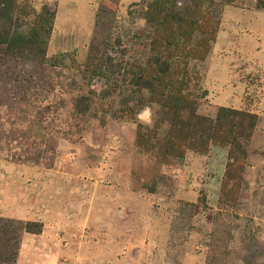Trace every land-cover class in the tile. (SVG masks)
I'll list each match as a JSON object with an SVG mask.
<instances>
[{"label":"rangeland","instance_id":"rangeland-1","mask_svg":"<svg viewBox=\"0 0 264 264\" xmlns=\"http://www.w3.org/2000/svg\"><path fill=\"white\" fill-rule=\"evenodd\" d=\"M0 264H264V0H0Z\"/></svg>","mask_w":264,"mask_h":264},{"label":"clouds","instance_id":"clouds-1","mask_svg":"<svg viewBox=\"0 0 264 264\" xmlns=\"http://www.w3.org/2000/svg\"><path fill=\"white\" fill-rule=\"evenodd\" d=\"M137 118L147 126L151 127L153 124L152 110L148 106H145L141 112L137 114Z\"/></svg>","mask_w":264,"mask_h":264},{"label":"trees","instance_id":"trees-1","mask_svg":"<svg viewBox=\"0 0 264 264\" xmlns=\"http://www.w3.org/2000/svg\"><path fill=\"white\" fill-rule=\"evenodd\" d=\"M151 78H152V76L149 75V76L147 77V79H146L147 85H149V86H152V81H153V79H151Z\"/></svg>","mask_w":264,"mask_h":264}]
</instances>
